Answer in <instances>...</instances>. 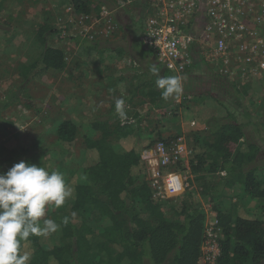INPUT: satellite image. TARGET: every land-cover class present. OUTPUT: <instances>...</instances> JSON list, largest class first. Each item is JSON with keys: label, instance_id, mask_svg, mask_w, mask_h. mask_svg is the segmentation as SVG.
I'll return each mask as SVG.
<instances>
[{"label": "trees", "instance_id": "16d2710c", "mask_svg": "<svg viewBox=\"0 0 264 264\" xmlns=\"http://www.w3.org/2000/svg\"><path fill=\"white\" fill-rule=\"evenodd\" d=\"M64 1L53 0L54 3ZM148 3L149 0H135L131 9L135 7L143 12ZM102 5L113 12L118 11L115 0H71V6L78 16L90 15L93 10L99 13ZM129 21L130 24H123L117 20L124 39L129 35L133 38L128 47H111L108 42H98L92 43L90 48L101 53L115 51L118 57L125 55L134 63L131 70L135 75L130 82V97L124 98L125 105L140 95L141 102L148 105L150 112L167 113L171 108L173 111L177 99L166 102L161 98V90L155 84L156 76L150 68L152 64H157L161 76L176 74L162 66L155 56L147 55L148 50L139 39L141 32L133 30L138 24L143 26V17H131ZM13 32L12 25L0 19V40L7 35L6 41L11 40ZM55 34L56 31L48 23L39 26L37 38L43 47L40 59L33 67H22L24 86L13 93L1 111L13 104L42 111L34 100L26 98L22 90L28 84L29 77L34 78L42 70H64L65 52L52 45ZM72 40L77 44H87L79 37ZM196 49L197 46L192 49L194 61L189 74L184 75H193L195 69L206 71L211 85L206 93L211 94L202 97H212L221 114L212 115L205 122L204 130L196 132L205 136L201 137L196 147L192 145L191 172L195 175L196 183H203L206 190L208 183L205 177L212 176L215 198H221L227 192H239L240 201L255 204L254 207H241L236 214L217 213L221 228V255L217 264H262L264 131L250 109L251 97L246 90L248 85L243 86V82L237 83L233 78L208 69L207 62ZM190 96L201 98L195 94ZM191 98L184 96L180 106H185ZM148 114L134 113L121 119L113 104L103 115H78L76 120L62 121L53 145H46L45 137L40 135L30 147L16 146L0 159L2 174L21 161L29 164L42 161L57 147V150L65 152L63 144L79 143L89 162L79 178L68 183L75 190L74 198L54 210L60 235L30 236V243L22 242V251H27L31 256L30 264H203L202 247L206 230L203 206L188 199H184L180 205L172 199L163 202L156 200L142 160L143 151L159 141L176 140L181 133L178 132L173 139L154 136L155 129L151 131L142 127ZM255 133L260 136H253ZM173 169L184 171V166L179 164ZM72 212L76 213L75 217L71 215ZM81 213H85L87 220L79 223L76 217ZM65 216L69 217L67 226L61 223Z\"/></svg>", "mask_w": 264, "mask_h": 264}, {"label": "rangeland", "instance_id": "374dc122", "mask_svg": "<svg viewBox=\"0 0 264 264\" xmlns=\"http://www.w3.org/2000/svg\"><path fill=\"white\" fill-rule=\"evenodd\" d=\"M263 1L255 0L250 8L249 19L252 28L264 39V22L261 25L255 24L259 20L261 14L259 5ZM94 12L97 14L96 10ZM142 14L143 12L135 7L127 8L125 11L114 10V16L123 24H130L131 17L140 18ZM0 19L10 23L14 28L11 40L6 41L8 35L3 38L5 40H0V159L4 158V155L6 157V154L16 146L30 147L40 135L45 137L46 145H53L57 140V129L62 121L76 120L78 115L85 117L103 115L115 104L116 97L123 99L130 97V82L135 75L131 70L134 63L125 55L118 57L115 51L97 52L90 48L92 44L90 42L77 44V41L72 40L78 36L73 34L76 24L71 20L76 18L71 0H65L63 3H54L53 0H0ZM47 23L56 31L52 45L65 52L64 70L61 72L42 70L34 78L29 77L28 84L23 88L26 98L34 100L42 111L16 104L8 105L7 109L1 111L4 104L9 103L13 93L24 86L22 67H33L40 59L43 47L38 41L37 29ZM133 30L142 34L144 28L138 24ZM59 31H64L67 36H62ZM79 38L80 41L83 40L82 37ZM132 40L130 35L124 39L120 29L117 35L106 42L111 47L125 48ZM147 55L154 56L149 50ZM136 66L138 67L137 64ZM207 67L217 70V67L211 64H207ZM205 73L206 71L195 69L193 75L181 76L185 78L182 81L185 83V91L182 97L176 100L177 105H174V110L179 108L177 112L172 111V108L171 111L168 109L167 113L150 112L148 105L141 102L140 95L133 97L131 102L125 105L124 111L128 116L134 113H149L142 127L145 126L151 131L155 129L154 136L161 135L163 139H173L180 132L179 137H186L188 144L196 147L201 137L205 136L204 133L196 132L204 130L205 122L212 115L221 114L212 97H202L211 94L206 93V89L211 85ZM236 75L234 81L243 82V86L248 85L246 90L251 97L250 109L264 131V71L257 75H248L240 81L237 80L241 78L240 75ZM194 94L201 98H191L190 95ZM184 96L191 99L185 106H180ZM193 121L196 122L195 127L191 126ZM253 136L259 137L260 134L255 133ZM63 146L65 152L57 150L59 149L57 147L42 161L32 164L44 167L49 172L54 170L62 172L68 184L70 180L79 178L89 162L79 143L63 144ZM186 175L184 176L189 179V187L183 195L172 200L177 205H180L184 199L202 205L206 212V227H209L214 215L220 211L236 214L241 207L255 206L254 203L247 204L244 200L240 201L239 192H227L223 197L215 198L212 193L215 182L210 175L205 177L208 183L207 190L203 187V183H196L192 172ZM188 192L191 195L188 196ZM54 210L55 208L47 209L45 218L56 221ZM86 218L85 213H81L77 215L76 220L82 223L87 220ZM54 234L60 235L59 230Z\"/></svg>", "mask_w": 264, "mask_h": 264}, {"label": "built area", "instance_id": "2783aa9c", "mask_svg": "<svg viewBox=\"0 0 264 264\" xmlns=\"http://www.w3.org/2000/svg\"><path fill=\"white\" fill-rule=\"evenodd\" d=\"M117 10L132 8L135 0H115ZM255 0H149L143 11L140 41L153 52L156 60L178 76L193 65L192 49L197 46L201 58L217 67L215 72L229 78L236 74L245 79L264 71V39L250 25V8ZM100 7V6H99ZM94 8V7H93ZM255 24L264 22V1ZM72 19L75 36L90 43L106 42L120 31L114 12L102 5L99 13ZM67 36L64 31H59ZM205 47H203V45ZM216 69V68H215ZM184 99V98H183ZM182 101V99H181ZM196 122H191L195 127ZM159 141L142 152V160L156 200L163 202L183 195L189 187L186 174L191 172L193 149L182 136L173 141ZM179 164L184 171L171 170ZM185 175V176H184ZM188 180V183H187ZM221 228L214 215L205 230L203 264H217L221 255Z\"/></svg>", "mask_w": 264, "mask_h": 264}, {"label": "clouds", "instance_id": "9594fccd", "mask_svg": "<svg viewBox=\"0 0 264 264\" xmlns=\"http://www.w3.org/2000/svg\"><path fill=\"white\" fill-rule=\"evenodd\" d=\"M150 71L156 76L155 84L164 101L180 98L184 77L161 76L157 64H152ZM124 106L125 99L116 97L115 110L121 119L126 118ZM74 191L62 172H49L24 161L0 174V264H30L31 256L22 251V242L30 243V236L48 237L56 233L60 225L45 218L46 211L64 206L74 198ZM71 215L75 217L76 213ZM61 223L67 226L69 217H63Z\"/></svg>", "mask_w": 264, "mask_h": 264}, {"label": "water", "instance_id": "95a60500", "mask_svg": "<svg viewBox=\"0 0 264 264\" xmlns=\"http://www.w3.org/2000/svg\"><path fill=\"white\" fill-rule=\"evenodd\" d=\"M262 264H264V261H263V263Z\"/></svg>", "mask_w": 264, "mask_h": 264}, {"label": "crops", "instance_id": "0c3cea01", "mask_svg": "<svg viewBox=\"0 0 264 264\" xmlns=\"http://www.w3.org/2000/svg\"><path fill=\"white\" fill-rule=\"evenodd\" d=\"M120 22V21H119Z\"/></svg>", "mask_w": 264, "mask_h": 264}]
</instances>
